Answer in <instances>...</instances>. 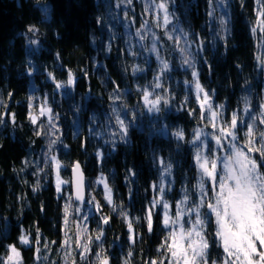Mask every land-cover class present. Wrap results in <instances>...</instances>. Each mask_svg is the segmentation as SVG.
Here are the masks:
<instances>
[{"label":"trees","instance_id":"trees-1","mask_svg":"<svg viewBox=\"0 0 264 264\" xmlns=\"http://www.w3.org/2000/svg\"><path fill=\"white\" fill-rule=\"evenodd\" d=\"M120 2L0 0V101L8 106L9 114H15V122L0 124V256L6 257L5 246L11 244L20 251V264H92L95 253L102 251H106L110 264H124L125 259L129 264H147L149 259L160 258L157 249L168 235L162 230V215L153 218V232L148 231L146 223L148 202L158 192L153 186L161 183V173L166 174L164 167L172 164L171 175L166 177L171 181V191L167 193L170 202L181 199L186 188L197 195L195 148L172 135L182 129L186 140L192 141L194 130H213L211 121L201 119L194 93L185 103L183 81H192V70L183 64L185 55L177 43L156 27V13L146 11L144 0H132L127 8L121 3L120 9L115 8ZM231 3L225 26L220 24L223 9L217 10L214 20L209 16L208 0H175L174 8L175 19L196 46L192 61L200 73L199 82L205 91L215 90L214 103L225 105L229 120L234 111L244 107V96L254 105L264 104V74L256 67V57H264L260 37L264 33L256 25L257 5L255 0H245L243 7L240 0ZM125 11L127 20L133 21L131 31L119 22ZM114 18L117 22L113 26ZM145 21L161 37L160 58L173 69L162 81L155 79L160 75V61L146 50L152 44L151 34L145 41L134 35L137 29L145 32L141 27ZM253 27L257 29L255 35ZM29 28L34 31L30 33ZM198 47L203 50L197 52ZM29 67L34 69L32 75H28ZM69 71L75 77L74 86L54 91V82L47 74L51 72L55 81L66 82ZM157 82L162 83L164 91L156 89L154 99L159 95L167 97L169 90L175 98L159 119L158 114L147 112L143 92L138 91L148 85L154 87ZM45 96L49 98L47 104L43 102ZM117 96L119 100L113 104ZM30 97L38 98L31 108ZM41 106L53 109L52 119L60 126L55 135L47 128L46 116L40 114ZM116 106L121 112L127 111L129 117L133 111L137 115L127 142H118L112 151L103 140L88 135L87 128L89 119L97 117L102 122L97 130L105 131L107 139L103 124ZM4 111L0 106V113ZM30 112L36 117L35 125L29 119ZM57 136L60 142L50 153L62 163L60 174L66 181H70L74 162L82 163L87 174V200L94 198L90 207L73 201L71 184L62 186V194L56 191L53 170L43 163V157L49 151V141ZM98 148L105 153L102 162L95 156ZM101 173L113 190L112 204L105 200L103 185L97 183ZM96 204L100 205L98 211ZM77 207L91 217L87 222V243L101 230L104 233L101 242L92 245L86 261L77 254L81 251L76 247L77 224L83 222V216L75 211ZM122 212L126 215L121 216ZM101 217H108L110 223L102 224ZM129 221L136 234L134 244L129 241ZM208 230L214 235V226ZM22 234L28 237L29 245L20 244ZM218 252L222 257V250L213 247L212 259Z\"/></svg>","mask_w":264,"mask_h":264},{"label":"snow or ice","instance_id":"snow-or-ice-1","mask_svg":"<svg viewBox=\"0 0 264 264\" xmlns=\"http://www.w3.org/2000/svg\"><path fill=\"white\" fill-rule=\"evenodd\" d=\"M245 0H240L243 7ZM121 3H124L125 8L132 4V0H121L115 4V8L120 9ZM147 4L146 11L151 14L153 10L156 13V27L163 29L167 38L175 42L184 41L188 45L189 33L185 31L179 24L178 19H175V0H145ZM210 5L209 16L215 19L217 10L223 9V16L220 18V24L226 25L225 17L229 16V9L233 7L231 0H208ZM257 5L256 25L260 31L264 33V0H255ZM112 7V5H110ZM47 11V9H45ZM162 15V23L161 21ZM128 13L125 11V17L119 22L123 27L129 28L133 21L127 20ZM175 19V22H174ZM116 18L113 19V26L116 23ZM103 24V21H98ZM145 32L137 29L134 33L139 41H145L151 34L152 44L150 49H146L156 54V59L160 61V75L155 79L162 81L165 76L173 69L167 60L160 58L159 41L153 28L149 22L145 21L141 24ZM256 27L251 29L255 35ZM31 33L33 28H29ZM131 35L129 40H131ZM196 42V41H193ZM30 44H37L36 40H29ZM202 43V42H200ZM261 43H264V36L261 38ZM177 47L179 44L177 43ZM190 48L191 46L188 45ZM141 48L144 45L141 44ZM111 47L109 46V51ZM180 52L185 55L183 64L191 69L192 81H183L184 90L187 93L185 103L189 96L193 93L196 96L200 105L201 119L203 121L212 122V131L205 129H196L193 132L194 139L187 141L185 133L182 129H178L172 133L178 141H184L196 149L195 152V167L199 172L198 189L196 196L189 190L184 189L182 199L172 203L167 199V193L171 191V181L166 186L164 173L160 175L158 186H153L159 191L160 199H152L148 202V210L146 212V223L149 232L154 231L153 218L157 215H162L163 229L168 232L164 238V242L157 249L158 259H149L147 264H264V104H253L248 96L243 97L244 107L237 109L231 114L229 120L225 114L224 104H215L213 97L215 90L205 91L199 82L200 73L195 69V64L188 57V52L185 48H179ZM203 49L198 47L197 52ZM137 53L133 52V55ZM256 67L264 74V57H256ZM31 65V61H29ZM239 67V66H238ZM34 69L28 68V75H32ZM47 78L54 82V91H59L65 87H71L75 84V77L71 71L68 72L66 82L55 81L53 73L49 72ZM247 84L248 81H245ZM148 88H152L150 92ZM156 89L164 91L162 83L148 85L146 88H140L138 91L143 92V104L150 114H158L157 119L162 117L165 108L171 107L175 98L171 95L167 97L163 95L151 97L155 94ZM200 93H203V99H200ZM12 93H9V97ZM29 108L34 106L36 97H30ZM119 96L113 100V104H117ZM43 102L47 104L49 98L45 96ZM0 106L5 108L3 113H0V124H7L10 120L15 122V114L7 112V105L0 101ZM127 106L125 105V108ZM80 111L79 108L76 109ZM194 116V112L187 113ZM41 115H45V110L41 108ZM137 113L132 112L131 117L127 111L121 112L119 106L112 107L110 114L106 116L107 122L103 124L106 130L107 139L104 138L105 131H99L97 128L102 123L97 117L92 116L88 122L87 132L93 139L103 140L104 145H110L111 150L115 151L118 142H127L129 129L135 122ZM53 109L47 108L48 127L52 135L60 131L58 123L52 119ZM115 116L113 122L112 117ZM29 119L32 124H36V117L29 113ZM56 121H59V116H56ZM217 122L221 126L217 129ZM37 135L41 133L37 132ZM88 137H85V142L82 147L86 148ZM244 141V142H242ZM60 137L51 139L47 145L51 152L58 143ZM66 147V146H65ZM105 153L102 148H98L95 156L98 162H102ZM43 162L54 165L57 170L56 191L62 194V185L70 184V181H63L59 177L61 162L58 157L52 155L50 158L47 154L43 157ZM164 165L163 159L160 161ZM172 164H167L164 167V172L171 175ZM43 171V169H41ZM72 171L75 175V196L77 201H82L89 207L93 200H87L82 194L86 187L85 178L81 171V165L76 162L73 165ZM134 175V172L130 173ZM127 179V178H126ZM98 184H103L105 192V200L112 204L113 190L109 187L105 177L101 173L97 181ZM131 194V189L129 190ZM100 209V205L96 204V210ZM115 210V209H113ZM65 211L67 212V206ZM76 213L83 216L85 225L91 218L86 212H83L80 207L75 209ZM121 213V216H125ZM101 222L104 225L110 223L108 217H101ZM190 225V227H189ZM214 226V235L209 232V227ZM128 229L130 232L129 241L134 244L136 242V234L133 231V225L129 221ZM87 230V228L85 229ZM101 230L94 238H90L89 243L83 245V251H78L81 261L89 259L92 253V245L99 244L103 236ZM7 237H5L6 239ZM21 245H29L30 241L26 235L19 237ZM2 245V239H0ZM64 245H68V241H64ZM76 247H81L79 239H77ZM215 247L217 250L222 249V257L219 254L216 259H212L211 251ZM5 251L8 253L5 256H0V264H20V251L15 245H6ZM39 252V249H37ZM133 253L130 251L128 256ZM96 259L92 264H110V258L106 251L95 253ZM39 258V257H37ZM124 264H129V260L125 259Z\"/></svg>","mask_w":264,"mask_h":264},{"label":"rangeland","instance_id":"rangeland-1","mask_svg":"<svg viewBox=\"0 0 264 264\" xmlns=\"http://www.w3.org/2000/svg\"><path fill=\"white\" fill-rule=\"evenodd\" d=\"M145 1V0H144ZM156 2L158 3L159 2V0H156ZM147 5V4H146ZM161 18H162V15H161ZM258 29H259V27H258ZM259 31H260V29H259ZM260 33L262 34V32L260 31ZM260 37H262V36H260ZM176 43H178L179 44V47H178V50H179V48H181V47H183V48H185L186 49V51L188 52V57L190 58V60L192 61V58H193V56H192V52H193V47L195 46L194 44L192 45L191 44V42H190V40H188V45H190L191 47L189 48L188 47V45H186L185 43H184V41H179V42H176ZM196 47V46H195ZM194 47V48H195ZM180 51V50H179ZM152 99H154V97L152 96L151 97ZM200 99L202 100L203 99V93H200ZM44 108V110H45V116H46V121L48 122V117H47V107H45V106H41L40 108H39V111H40V114H41V108ZM55 122V121H54ZM221 126V123L220 122H217V129L219 128ZM47 128L49 129V127L47 126ZM49 132H51V131H49ZM195 152H196V149H195ZM47 155L49 156V158L52 156V155H55V154H53V153H50L49 151H48V153H47ZM56 156V155H55ZM44 163V162H43ZM46 166H48V165H50V164H46V163H44ZM62 164V163H61ZM53 166L54 165H50V167L51 168H53ZM197 168V167H196ZM197 171H198V169H197ZM165 175V180L163 181L164 183H165V185L167 186L168 185V180L166 179V177L168 178V173H166V174H164ZM56 177H57V175H55L54 174V181H55V183H56ZM59 177H60V179L61 180H63V181H66L65 180V178L62 176V174H60L59 175ZM197 181H196V190H197V194H198V192H199V189H198V187H197V185H198V180H199V172H198V176H197ZM103 185V184H102ZM63 186V185H62ZM155 199H160V193H159V191L157 192V197L155 198ZM182 199V198H181ZM178 200H180V199H178ZM86 211L88 212V210L86 209ZM77 238L79 239V241H80V244H81V247H80V249H81V251H83V245L85 244V243H87V241H88V239H89V237H87V230H85L86 228H88V226H87V224L85 225V223H80V224H77ZM189 227H190V225H189ZM222 250V249H221ZM19 261H20V257H19ZM13 264H15V260H14V262H13Z\"/></svg>","mask_w":264,"mask_h":264},{"label":"water","instance_id":"water-1","mask_svg":"<svg viewBox=\"0 0 264 264\" xmlns=\"http://www.w3.org/2000/svg\"><path fill=\"white\" fill-rule=\"evenodd\" d=\"M76 162H77V161H76ZM76 162H74V164H75ZM79 163H80V165H81V171H82L83 176H84V178H85V184H86L87 174H86V173L84 172V170H83L82 163H81V162H79ZM74 164H73V165H74ZM73 165H72L71 168H70V174H71V178H70V182H71V183H70V184H71V195H72L73 201H74L75 203H77V204H79V205H82V204H85V203H83L82 201H77V200H76V196H75V175H76V174H74L73 171H72ZM61 168H62V165H61ZM52 170H53V173H54L55 175H57V170H56L55 166H53ZM60 173H61V171H60ZM60 173H59V175H60ZM82 194L85 196L86 199L88 198V194H87V184H86V187L83 189Z\"/></svg>","mask_w":264,"mask_h":264}]
</instances>
